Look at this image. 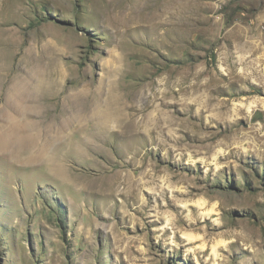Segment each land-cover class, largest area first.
<instances>
[{
    "label": "rangeland",
    "instance_id": "obj_1",
    "mask_svg": "<svg viewBox=\"0 0 264 264\" xmlns=\"http://www.w3.org/2000/svg\"><path fill=\"white\" fill-rule=\"evenodd\" d=\"M0 28V135L48 64L119 86L130 129L71 123L64 179L0 152V264H264V0H0Z\"/></svg>",
    "mask_w": 264,
    "mask_h": 264
},
{
    "label": "bare ground",
    "instance_id": "obj_2",
    "mask_svg": "<svg viewBox=\"0 0 264 264\" xmlns=\"http://www.w3.org/2000/svg\"><path fill=\"white\" fill-rule=\"evenodd\" d=\"M8 30L10 31L14 29L13 27H10ZM52 66H53L52 64H48V67H45V68H41V69L39 67L33 68L34 70H31L30 72L27 73V79L24 80L23 83L21 81V83L12 84V86L9 87L10 91L8 92L6 99H7V102H8L7 104L9 105L8 107L10 108V110H8L9 114L7 115V117L4 118V121L8 124L7 125L8 130H7V133L0 135V152L9 153L13 156V158L19 157L21 158V160H26L30 162H34V161L44 162L45 164L47 163L50 170L54 174H56L57 176L56 178L59 177V178L64 179V177L66 176L67 170L63 165L57 164L55 162V158H52V150L54 149V147L58 146L60 141H63V142L65 141L64 145L67 143V139L69 138L68 137L69 131L70 129L72 130L71 127L69 128V125L71 123L76 122V123L81 124V123H85L86 121L87 122L95 121L96 124H98L97 126L100 127V125H102V127L106 131L112 130L114 128L119 129L120 127H123L124 125H125L124 127L127 128L129 126V123L126 122L124 124V121H125L124 117H126L127 114L123 115V113L127 107L125 105L126 103L123 100L122 94L117 92V88L119 86L113 87L112 85H109L108 88H104L103 87L104 83L102 82L97 89H91V87L86 88L84 86L81 88L80 87L81 80L77 79L78 81L77 80L74 81L76 82L74 86V90L70 89V91L68 92V91H65L64 87L62 86V91H61L60 90L61 81H63L64 79L66 70L62 65L54 66V67ZM113 71H115V69ZM37 76H38V81L36 85L35 84L36 81H34V79ZM112 77H116V76L113 75ZM261 77L264 79V73L261 75ZM263 79L261 81H263ZM34 85L35 87L33 88ZM255 91H258V90L256 89ZM105 96H107V98H105ZM152 99L154 98L152 97ZM88 100L93 102L90 108H87L85 105L86 101ZM46 101H56V106L53 108L54 110L50 108L49 106H47V104L46 105L44 104ZM105 102L107 103L106 105H105ZM145 102L146 104H148L147 101ZM129 109L131 110V108ZM217 109H220V108H217ZM135 110L136 112L134 114H130L129 116V118H131L130 120L131 123L133 122L134 125L137 124L138 114L136 113L139 112L137 108ZM248 110H250V108ZM155 112H157V114L144 115L142 117L143 119L141 118L146 128H149V126L152 125L154 121H156V126L160 125L159 123L161 121L166 123V120L164 118L166 116V111L163 109L161 110L158 109ZM186 113L188 112L186 111ZM259 117L263 118L264 114L261 113ZM176 124L177 122L174 119L171 126H174ZM125 130H128L129 132L130 129L127 128ZM164 130H165V125H161L159 127V131L163 132ZM131 131H134V130H131ZM95 136H97V134ZM76 138H79V136ZM83 139L84 138L81 139L82 143H83ZM69 142L71 141L69 140ZM71 143L69 145L74 144V143L73 144ZM75 144L77 145V143ZM74 147L76 146L74 145ZM27 148H28L29 156L24 154ZM73 150H75V148ZM78 150H80V148Z\"/></svg>",
    "mask_w": 264,
    "mask_h": 264
}]
</instances>
